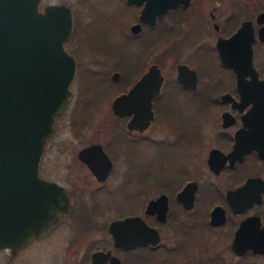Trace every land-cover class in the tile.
Returning <instances> with one entry per match:
<instances>
[{
	"label": "flooded vegetation",
	"instance_id": "flooded-vegetation-1",
	"mask_svg": "<svg viewBox=\"0 0 264 264\" xmlns=\"http://www.w3.org/2000/svg\"><path fill=\"white\" fill-rule=\"evenodd\" d=\"M123 1L134 9L132 66L81 52L72 11L63 41L75 61L71 95L38 165L51 182L38 188L50 219L21 245L1 246L0 264H264V0H189L152 22L140 16L144 0ZM178 64L194 71L182 76H195L193 86L177 79ZM151 65L158 92L139 101L144 89L114 112L113 97ZM83 69L95 74L87 113H69Z\"/></svg>",
	"mask_w": 264,
	"mask_h": 264
},
{
	"label": "water",
	"instance_id": "water-1",
	"mask_svg": "<svg viewBox=\"0 0 264 264\" xmlns=\"http://www.w3.org/2000/svg\"><path fill=\"white\" fill-rule=\"evenodd\" d=\"M39 2L0 0V247L19 246L48 226L50 212L43 205L47 199L38 195V188L51 182L39 175V158L55 117L68 105L69 83L75 71L74 57L63 45L73 24L70 5L65 1L48 2L39 8ZM188 2L144 0L140 16L147 20V15V21L152 22L155 14L169 6ZM246 23L243 21L221 42L234 41ZM138 26L132 23L129 29L135 32ZM220 58L231 65L225 55ZM185 73L193 75L194 71L178 64L177 79L193 86L195 76L192 83H187L182 78ZM160 81L158 67L151 65L127 92L113 97L112 110L121 112L123 101H138L144 89L148 94H141L139 101L149 102L158 92ZM113 235L116 240L115 232Z\"/></svg>",
	"mask_w": 264,
	"mask_h": 264
},
{
	"label": "rangeland",
	"instance_id": "rangeland-1",
	"mask_svg": "<svg viewBox=\"0 0 264 264\" xmlns=\"http://www.w3.org/2000/svg\"><path fill=\"white\" fill-rule=\"evenodd\" d=\"M60 1L67 2L74 13V18L78 19L74 23L72 40L74 41L73 36H77L81 52L87 56L90 54L92 57L100 58L104 62L112 63L120 59L123 66L133 65L134 56L137 51L134 46L133 37L128 34L130 33L128 25L133 19V6L125 3L123 0H40L39 6L41 7L44 3L48 2ZM106 33H108V37L106 36L105 38L103 35ZM86 55L81 54V68L87 64ZM164 62L168 66L170 59L166 58ZM94 75L83 69V72L79 73L78 78L73 81L72 85L76 91L69 113L81 115L87 113L86 101H89L88 96H90V92L85 87L93 84ZM104 98L105 95L102 94L97 100L98 105L101 106L100 109L106 105ZM94 113H99V111L96 109ZM213 113V111H210V114L206 115V129L210 127L208 121L213 116ZM59 136L70 137L69 130L62 128ZM56 149L57 144L53 141L47 150L48 155L46 154V158L48 160L43 167L45 172L53 171L49 162L53 160ZM114 190V194L117 195L118 189Z\"/></svg>",
	"mask_w": 264,
	"mask_h": 264
},
{
	"label": "trees",
	"instance_id": "trees-1",
	"mask_svg": "<svg viewBox=\"0 0 264 264\" xmlns=\"http://www.w3.org/2000/svg\"><path fill=\"white\" fill-rule=\"evenodd\" d=\"M74 21H75L74 23H76V22L78 21V19H76V17H75V18H74Z\"/></svg>",
	"mask_w": 264,
	"mask_h": 264
}]
</instances>
